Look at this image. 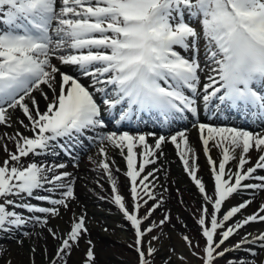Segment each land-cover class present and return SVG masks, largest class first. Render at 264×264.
Returning a JSON list of instances; mask_svg holds the SVG:
<instances>
[{
  "label": "snow or ice",
  "instance_id": "6c2138e0",
  "mask_svg": "<svg viewBox=\"0 0 264 264\" xmlns=\"http://www.w3.org/2000/svg\"><path fill=\"white\" fill-rule=\"evenodd\" d=\"M202 41L207 62L203 80L200 73L205 68L199 59ZM70 69L78 75H72ZM34 92L40 93L45 110L40 109ZM213 105L217 111L228 108L264 120V0H0V125L10 126L12 114L19 110L28 124L18 122L32 133L29 137L17 131L10 137L15 151L4 148L7 158L0 165V232L28 222L16 208L58 216L57 206L67 209L68 201L74 199V181L68 179L71 174L60 171L64 164L30 162L25 166L22 158L46 151L54 154L56 147L67 150V142L87 139L99 143L102 158L98 166L112 184V201L134 230L137 264H150L147 257L156 249L151 241L145 249L143 238L170 217L165 214L158 225L143 227L162 204L152 191L155 185L150 178L156 170L146 172V168L156 163L163 154L162 146L170 142L203 201L210 205V209H200L196 221L205 240L202 264H215L217 258L245 244L264 249L261 232L251 239L243 237L232 249L218 251L242 227L264 222L261 203L256 212L225 228L251 200L231 207L222 218L219 215L224 202L238 190L264 191V175H257L258 170H264V132L217 127L197 119L194 127L214 181L209 195L197 177V155L186 130L155 137L151 145L143 134L104 131L108 115L118 126L134 116L141 119L142 113L168 124L189 115L198 118L201 109L211 111ZM109 147L118 150L126 162L130 207L112 177L107 162ZM213 148L220 152L218 164L211 156ZM253 150L257 159L246 167ZM237 159L235 171L226 167ZM249 180L259 183H244ZM40 190H60V198L39 195ZM10 196L21 201L34 196L51 207L17 203L8 199ZM149 201L154 202L152 207L140 216V209ZM29 219L47 224L38 216ZM47 231L60 241L49 264H67L66 257L87 229L80 216L65 236L51 228ZM183 239L190 247H199L188 236ZM247 251L253 257L258 255L254 248ZM84 264H94L92 247L87 249Z\"/></svg>",
  "mask_w": 264,
  "mask_h": 264
},
{
  "label": "bare ground",
  "instance_id": "6f19581e",
  "mask_svg": "<svg viewBox=\"0 0 264 264\" xmlns=\"http://www.w3.org/2000/svg\"><path fill=\"white\" fill-rule=\"evenodd\" d=\"M192 23H195V21H193ZM199 59L202 67L205 68V71H202L200 73L203 80L205 77V72L207 70L203 41L201 42ZM61 68L62 70H66L65 66H61ZM70 71L71 73H77L75 69H70ZM82 82L87 84V80H82ZM45 91H48V89L45 88ZM33 95L36 96L37 100L39 101L40 109L42 111L45 110V102L40 93L34 92ZM49 95L51 94L49 93ZM215 114L217 116L215 115L214 118L219 122H222L221 127H229L231 124L244 125L246 123V120L242 119L236 112L232 111V109L228 110V108H222L220 111H216ZM141 116L142 118L139 120H137L134 116L131 121L124 122H127V124H134L131 130L135 132H141L140 134L145 135L150 145L154 144L155 137H170L177 131H187L189 144L193 149H195L197 155V177L204 183L208 194L212 195L214 181L211 177L210 166L208 165L207 160H204L203 157L204 153L201 142L199 140V132L197 128L191 124L185 126L187 121H189L192 117L190 116L187 119H178L175 124L173 123L168 125L163 123L162 118L157 119L153 115L144 113H142ZM107 117L112 118V115H108ZM19 120H23L25 124H28L27 119L23 117L22 113L19 110H17L12 114L10 126L0 125V165H2L4 159L7 158V153L4 151L5 147H7L9 151H15V141L10 139V137L15 136L17 131H19L24 136H32V133L18 122ZM124 122H122L121 125H126L124 124ZM256 123H260V120H257ZM249 126L251 125L249 124ZM234 127L237 128L238 126ZM109 128L110 125H107V128L104 131H107ZM112 129L114 131L115 129H117V127L114 125L112 126ZM152 130L158 132V134L153 135L152 133L148 132ZM170 130L172 131L170 132ZM131 134L138 135L134 132H132ZM60 143L65 142L60 141ZM74 145L75 144L70 141L65 144V148L69 150ZM70 150L68 154L69 156ZM76 150L77 152H74L76 154V159L80 158L82 161L74 164H67L65 165L64 169L60 170L69 172L71 176L68 179L74 181V199L68 201V208L65 209L63 207L57 206L59 207L60 213L58 216H47L41 213H29L26 210L29 213V218L38 216L42 220L46 219L47 224L42 225L36 223L34 220L28 219V222L19 228H13L11 231L7 232H0V260L5 258L6 256H10L9 254L13 253V257L16 258L17 256H19L21 258V262H23L24 264L26 261H30V264H40V262H42V264H49V259L54 258L55 250L60 241L54 239L47 231V229L51 228L60 236H65L66 233L70 230L72 222L77 220L80 216H83L85 219V227L87 229V232L81 236L79 245L73 247L70 256L67 257V264H82V262H84V260L86 259V252L89 247H92L93 249L94 261H97V264H108L109 260L113 258V255L111 253L112 251L106 248V243H108L111 237L109 234L103 231V226L111 225L108 218L119 221L122 229L129 230V232L133 231L130 227V223L123 217V214L120 212L119 208L112 201V184L109 181L108 175H106L98 166V163L102 158L99 154V143L89 142V140L85 139L82 144L77 145ZM95 151H98L97 155L94 154ZM162 152L163 154L158 156L156 163L148 165L146 168V172L153 171L154 169L156 170L154 177L150 179L155 185L152 191L157 197V200H162V204L158 209L163 210V213H166L168 211V213L171 214V221L175 227H177L178 225L180 227L182 226L188 233H194L195 236L196 220L194 217L197 216L198 219L200 215V209L202 207H209L210 209V205L205 204L201 193L196 188L191 177L185 172L183 163L177 155V149L175 145L170 142L165 143L162 146ZM62 153V150H59L58 154L56 155L62 159V156H60V154ZM56 155L48 156V154L46 153H43L41 155L30 154L28 157L22 158V162L25 166L30 162H36L38 164L51 166L56 164ZM249 155L250 163L246 165V167L252 166L255 163L258 153L253 150ZM211 156L213 160H215L218 164L220 159L219 150L213 148L211 151ZM70 157L72 158V156ZM107 162L110 165L112 177L116 181L118 193L124 197L126 206L130 207V182L124 174L127 170L126 162L123 160V157L120 155L119 151L111 147L108 148ZM237 163L238 159L233 160L226 167L231 168L233 171H235V166ZM257 175H264V170H258ZM244 183L259 182L249 180L245 181ZM241 190L243 191H241V193H243V196H238L237 198L233 199V201H235L236 204L239 205L246 200H251L252 202L247 206L249 209L246 213H248V215L253 214L258 210L259 205L261 203H264V191L251 189ZM59 192L60 190H57V192L55 193H47L43 190H40L38 194L41 193L44 195H51L52 198H60ZM255 193L258 194L255 195ZM249 194L254 195L250 198H247L246 195ZM9 198L15 200L17 203H22L25 199L28 198L32 199V197L27 196L24 197L23 201L14 196H10ZM2 202L3 200H0V203ZM39 202L41 204H37L36 206L51 207V205L47 204V202L40 200ZM153 203V201H149L147 206L140 209L139 215L142 216L144 213H146L147 209L152 207ZM9 208L11 209V206H9ZM197 209H199L197 212L198 215H196ZM15 211L23 216V208H16ZM92 214H94L96 218L93 224L90 225V221H88V218ZM152 217L153 214L150 217L149 221L152 220ZM254 223L255 222L249 223L246 226H254ZM36 225L41 228H39V232H33V230L31 235L29 236L30 239L28 241L27 239L29 237H27V231H29L31 227H34ZM143 227L146 228L147 225H143ZM110 228L113 229L111 230L113 233H116L114 227L110 226ZM178 230L180 229L178 228ZM219 231L220 230H218V232ZM261 232H264V226L258 229H254L253 232L249 233L252 235L247 236L249 239H251L252 236L258 235ZM6 234H8L7 240H5L4 238V235ZM238 235L239 234H237V236ZM114 236H116V234ZM200 236L202 237L201 234ZM89 240L91 241L90 245L88 244ZM52 248L54 249L53 251ZM177 248H183L182 241H179L177 243ZM26 255L29 257V261L25 259ZM15 263L13 262V264Z\"/></svg>",
  "mask_w": 264,
  "mask_h": 264
},
{
  "label": "rangeland",
  "instance_id": "374dc122",
  "mask_svg": "<svg viewBox=\"0 0 264 264\" xmlns=\"http://www.w3.org/2000/svg\"><path fill=\"white\" fill-rule=\"evenodd\" d=\"M186 54V53H184ZM203 111V109H202ZM196 122L190 121L187 123V125L194 124ZM112 131L110 128L107 131ZM149 132V131H148ZM254 133L263 132L262 130H253ZM152 134H157L156 132L152 131L149 132ZM139 135V134H138ZM48 154H53L51 151H47ZM56 153V151H55ZM54 153V154H55ZM72 154V153H70ZM95 155L98 154V151H95ZM62 156V159L56 156V164H67L71 160L67 158L63 153L60 154ZM204 160H207L205 155H203ZM82 160L78 158V160H75V163L81 162ZM255 181V180H253ZM256 182V181H255ZM258 193H255V195ZM254 194L246 195L247 198L252 197ZM238 196H243V193H241L240 190L238 192L232 194L222 205V211L219 214L222 218V215L224 212H227L231 207L238 206L233 199L237 198ZM232 198V199H230ZM39 202V201H38ZM29 203V202H26ZM40 203V202H39ZM41 204V203H40ZM45 204V203H43ZM248 207L245 209H242L241 213L237 214L234 218H232L230 221L226 222L225 228L229 225L235 224L237 221H240L242 218H244L248 213ZM198 210L196 211V215H198ZM146 213H144L142 216H144ZM167 214L169 217L171 214L163 213V210L157 209L153 213L152 220H147L144 222L143 225H147V227H151L153 224H159V221L162 219V217ZM96 216L94 214L90 215L88 218V221H90V225L93 224ZM197 221V216L194 217ZM172 217H170L169 221L166 222L164 225L153 228V231L146 235L144 239V247L147 249L149 246V242L151 241V246L156 249L155 253L152 256H148L147 259L150 261V264H202L201 260V249L203 248L205 244L204 238L200 236L201 229L200 226L195 222L196 224V235L188 233L185 228L179 225L177 226L180 230H178L177 227H175L171 221ZM109 222L111 223V227H114L116 230V233L112 232L109 225L103 226V231H105L107 234L110 235V239L108 243H106V248L110 249L113 255V258L109 260L108 264H137V253L134 250V241H135V234L134 230L129 232V230L122 229L119 221L115 219L108 218ZM254 226L248 227L244 226L241 229L237 231V233L233 236H231L222 246L221 249L218 251H223L224 249H232L234 245L239 243L241 239L245 236H247L249 233L253 232L254 229H258L260 227L264 226V222H255ZM146 227V228H147ZM39 226L31 227L29 231H27V237H29L33 232L38 231L39 232ZM129 233V234H128ZM186 233V234H185ZM116 234V236H114ZM237 234H239L237 236ZM8 234L4 235L5 240L8 239ZM155 236L158 239L152 240V237ZM184 236H188L191 240L193 245L198 244L199 247H190L186 241L183 239ZM196 238V239H195ZM30 237L27 239L29 241ZM216 239H219V235L217 234ZM183 242V248H177L178 242ZM5 242V241H4ZM30 244V243H29ZM249 248H254L258 255L251 256L250 253L247 251ZM54 249L52 248V251ZM1 251V246H0ZM51 251V252H52ZM193 252L197 253L196 255H193ZM10 256H6L5 258L0 260V264H24L21 262V258L17 256L16 258L13 257V253L9 254ZM26 260L29 261V257L26 255ZM67 259V257H66ZM85 261V260H84ZM262 264L264 262V249H260L257 245H248L245 244L239 249H235L232 251H228L223 258H217L215 261V264ZM30 264L29 262H25V264ZM42 264V262H40ZM62 264V262H61ZM84 264V262H82ZM94 264H97V261H94Z\"/></svg>",
  "mask_w": 264,
  "mask_h": 264
}]
</instances>
